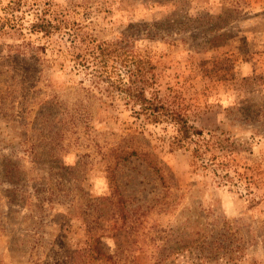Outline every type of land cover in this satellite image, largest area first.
Instances as JSON below:
<instances>
[{
  "label": "rangeland",
  "instance_id": "rangeland-1",
  "mask_svg": "<svg viewBox=\"0 0 264 264\" xmlns=\"http://www.w3.org/2000/svg\"><path fill=\"white\" fill-rule=\"evenodd\" d=\"M39 15L61 32L33 34ZM77 34L126 45L149 89L229 141L196 163L173 128L88 92L54 52ZM128 145L170 183L122 162ZM0 264H264V0H0Z\"/></svg>",
  "mask_w": 264,
  "mask_h": 264
},
{
  "label": "trees",
  "instance_id": "trees-1",
  "mask_svg": "<svg viewBox=\"0 0 264 264\" xmlns=\"http://www.w3.org/2000/svg\"><path fill=\"white\" fill-rule=\"evenodd\" d=\"M29 30L33 34H43L44 37L50 38L61 32V27L55 24L53 19L39 15L37 20L30 25ZM63 36L65 35L63 34ZM70 40L68 45L54 47L56 61L59 65L62 68L70 66L71 71L76 75H87L95 84V89H88V92L97 93L98 90L101 93L102 90H105L115 100L120 96L138 107V115H144L148 122L163 125L166 132L170 127L173 128L175 135L171 137L170 146L172 149H190L196 163L199 160L205 163L208 150L222 148L225 146V142L229 141V138H222L211 132L206 134L204 130L191 124L181 110L174 109L165 103L155 91L149 89L144 60L123 43L92 44L87 38L78 34ZM41 49L47 50L45 46ZM120 157L122 162L130 161L134 157L141 159L148 165L152 175L160 179L163 185H167V182L172 179L164 163L152 152L144 150L141 145H128L122 150ZM108 171L114 174L110 180L115 181L117 175L111 167L108 168ZM114 195L117 199L115 201L116 208L121 210V219L126 223L127 220L129 221L126 197L118 187H115ZM102 237L100 235L96 239L98 246L101 245Z\"/></svg>",
  "mask_w": 264,
  "mask_h": 264
}]
</instances>
